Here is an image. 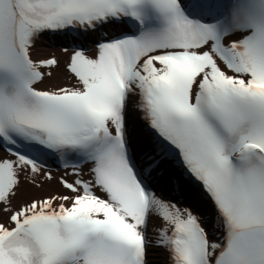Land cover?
Masks as SVG:
<instances>
[{
	"label": "snow or ice",
	"instance_id": "6c2138e0",
	"mask_svg": "<svg viewBox=\"0 0 264 264\" xmlns=\"http://www.w3.org/2000/svg\"><path fill=\"white\" fill-rule=\"evenodd\" d=\"M49 33L73 45L71 86L41 87L60 64L33 56ZM4 145L0 264H149L154 246L169 264H264V0H0ZM48 156L65 193L17 202L53 179ZM165 161L210 217L153 190Z\"/></svg>",
	"mask_w": 264,
	"mask_h": 264
},
{
	"label": "bare ground",
	"instance_id": "6f19581e",
	"mask_svg": "<svg viewBox=\"0 0 264 264\" xmlns=\"http://www.w3.org/2000/svg\"><path fill=\"white\" fill-rule=\"evenodd\" d=\"M51 42L43 37H41L34 48L33 56L36 59H43L49 55L55 54L60 62L58 68H53L51 70L52 77L50 80L46 81L41 87H48L52 85L56 86H71L75 83L72 76L66 71V64L71 55V51H65L63 47H54L50 44ZM91 44V43H90ZM93 52L89 54H94V45H92ZM54 175L58 177V173L54 172ZM85 175H87V169L85 168ZM56 177H53L52 180L47 181L43 177L37 179L36 183L39 184V187L33 186L28 179H25L21 185L20 191L17 196V202L23 200H29L31 198H43L50 194H60L64 192V188L58 183ZM153 223L158 225L159 220H154ZM150 234L156 235L154 232ZM157 252L164 256V248H160Z\"/></svg>",
	"mask_w": 264,
	"mask_h": 264
}]
</instances>
